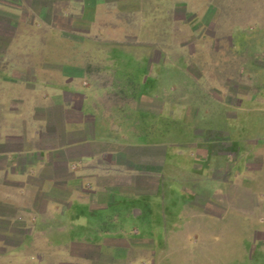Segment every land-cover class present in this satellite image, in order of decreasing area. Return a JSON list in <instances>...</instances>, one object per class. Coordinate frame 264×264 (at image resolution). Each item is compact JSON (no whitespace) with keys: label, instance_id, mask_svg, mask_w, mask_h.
<instances>
[{"label":"crops","instance_id":"crops-1","mask_svg":"<svg viewBox=\"0 0 264 264\" xmlns=\"http://www.w3.org/2000/svg\"><path fill=\"white\" fill-rule=\"evenodd\" d=\"M252 22L264 40V0H0V264H166L156 249L187 245L155 238L185 232L189 214L199 247H215L217 192L263 169L264 136L224 147L197 101H179L192 111L175 119L167 98L178 83L216 94L219 77L191 61L249 40ZM263 62L258 95L234 101L233 115L264 111ZM27 217L52 241L28 238ZM133 245L151 256L124 254Z\"/></svg>","mask_w":264,"mask_h":264},{"label":"rangeland","instance_id":"rangeland-1","mask_svg":"<svg viewBox=\"0 0 264 264\" xmlns=\"http://www.w3.org/2000/svg\"><path fill=\"white\" fill-rule=\"evenodd\" d=\"M58 1L63 2L64 0ZM32 3H34V0H32ZM258 8V6L254 8L250 7V15L249 17L244 15V21H252V17L259 12ZM40 10V13L37 14L45 19L49 14V10L45 3L41 4ZM250 24L251 32L244 33L246 36L250 33L249 35H251V38L249 40L238 38L234 41V45L227 44L224 41L222 44L223 50L218 51V54L212 52L206 56L198 55L193 61L190 60L193 63L203 65V68L211 67L212 65L214 69H217V72L214 71V69L210 72L209 67L207 71H205L207 78H214L215 76L219 77V86L217 89H214L217 95L208 91V93H202V98H197L191 93L198 92L199 90H190L180 87L178 83L177 87L173 86L169 92L170 94H168L169 98H167L169 99V112L171 117L175 119L182 116L188 107L191 109V106H193L190 105V103L186 104L179 101L184 99H188V102L197 101L198 103L196 106L205 111L208 117L211 116L208 120H203L201 122L204 123V126L208 124L218 131L217 136L219 141L221 140L223 143L221 145L224 147H227L226 144H228L230 140L235 141L236 145H239L244 138L248 139L257 136H264V111L260 109H250V113L254 110V121L252 118L245 120L243 115L237 117V115H233L232 113L234 101L237 102L238 100H242L249 94L257 96L259 93L257 68L261 58L264 59V56H262V52H264V40H261L259 38V33H256L257 28L254 23L252 22ZM238 37H241V35H238ZM183 58L184 57L182 56H173L172 60H174L175 63H184L182 62ZM193 63H188L192 78L198 75V72H196L192 65ZM243 63H245L248 73H245V77L240 79L238 73H233L231 69ZM227 74L229 75L227 76ZM180 76L181 73L173 77L176 83L184 81L182 79L183 76H181V78ZM179 79L180 81H178ZM247 91L250 93L248 94ZM209 94L212 95L211 97H213V99L209 102L200 103L202 100L206 101L207 98L210 97ZM204 96H207V98ZM254 98V102L257 105L258 97ZM262 105L264 106V101H262ZM232 117H235V123L233 127H230L228 122ZM245 128L247 129V132H245ZM251 178L253 179L252 182H250ZM263 178L264 167L261 171H255L252 173L248 180L249 184L245 189L236 187L234 191L231 190L229 192L228 189L231 188L230 186L219 189L217 192L220 196L218 199V217L216 218L214 226V228H217V231H213V242L215 247L212 249L199 247V244L195 241L196 237H194L196 234L191 231L194 229L195 218L193 216L191 217L189 214L186 226L187 229L185 232L160 233L159 237L155 238L156 240L162 237V240H168L170 239L169 236L173 235L172 237L174 238L176 237L177 239L184 240L187 247L185 249H177L168 246H166V248H158L155 251L156 259H159V257H166V264H183L181 259H185L187 261L186 264H207V262L208 264H264V230H261V227L264 226V208L262 207V204H264V191L260 190L259 185L257 184ZM247 188L249 191L246 190ZM249 203L251 204V207H248ZM13 218L18 220L17 217ZM27 218L29 224L27 223L26 227L25 224L22 226L25 227V232L28 234V238L33 236V239H39L40 236H42V239H49L50 236L56 235V232L51 231V227L48 226L49 224H47V227L42 225L43 228H47V230L45 229L42 233H40V231H32L35 220H31L30 217ZM3 223L4 222H1L0 224ZM59 228H61V226H59ZM61 235L62 234H60V236ZM169 243L172 246L171 239L169 240ZM248 243H250V246L246 247V244ZM125 244L126 243H124V246ZM32 250L33 249H29V251ZM43 250L50 252L52 251V248L51 246H47L44 247ZM59 251H63V249H60ZM123 251L124 254L131 251V254L140 258L151 256V251L149 252L147 248L140 249L134 247V245L131 250L123 249ZM210 252H212V256L214 257L211 261L210 259L207 260L205 258L206 256L208 258L211 256ZM49 257L50 256L44 258L38 264H53ZM196 257H201L205 262L200 263V260ZM176 260L179 263L174 262Z\"/></svg>","mask_w":264,"mask_h":264}]
</instances>
